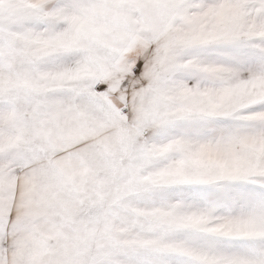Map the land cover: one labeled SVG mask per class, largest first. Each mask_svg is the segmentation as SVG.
<instances>
[{
    "label": "snow or ice",
    "instance_id": "obj_1",
    "mask_svg": "<svg viewBox=\"0 0 264 264\" xmlns=\"http://www.w3.org/2000/svg\"><path fill=\"white\" fill-rule=\"evenodd\" d=\"M0 264H264V0H0Z\"/></svg>",
    "mask_w": 264,
    "mask_h": 264
}]
</instances>
